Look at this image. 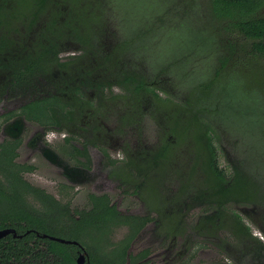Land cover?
<instances>
[{
    "label": "flooded vegetation",
    "instance_id": "1",
    "mask_svg": "<svg viewBox=\"0 0 264 264\" xmlns=\"http://www.w3.org/2000/svg\"><path fill=\"white\" fill-rule=\"evenodd\" d=\"M5 1L0 0V205L6 207V194L14 191L21 196L23 192L37 212L51 210L54 200L66 204L72 214L97 209L101 212L98 242L114 259L124 251L119 264H264V239L251 236L249 227L241 226L240 216L229 210L238 202L219 205V213L225 212L221 219L205 209L216 204L208 200L202 206L204 224L190 226L183 221L186 215L178 207L185 202L183 194L165 187L166 166L173 167L168 162L172 153L182 156V150H175L183 143L187 129L182 112L189 106L166 108L167 98L173 97L158 95L165 93L164 88L138 70L129 58L127 41L124 45L116 41L111 52L103 50L111 43L102 37L108 30L98 22L109 18L92 16L86 0H31L36 6L32 13L21 11L15 0L3 5ZM49 4L51 11L45 16L41 9ZM109 29L118 37L116 28ZM69 36L79 42H65ZM222 56L214 66L216 75L230 60L229 55ZM216 75L209 79L208 88ZM213 143L207 140L210 161L219 155ZM225 164L230 170V162ZM153 186L160 195L167 193L163 201L151 198ZM141 193L145 203L138 201ZM81 194L85 199L76 201ZM128 196L136 202L127 204ZM212 196L216 198L215 190ZM228 212L231 220L238 219L230 229L225 225L231 221ZM74 216L79 218V214ZM247 217L264 236L252 217ZM219 222L228 238L239 244L234 252L209 242L212 235L206 234L207 228L212 232V224ZM149 224L160 231L153 235L159 241L149 236L137 242ZM37 235L50 239L47 234ZM68 240L76 241L63 243L75 247L72 255L76 258L85 251V264H89L85 247ZM207 247L211 253L204 251ZM52 256L49 252V261Z\"/></svg>",
    "mask_w": 264,
    "mask_h": 264
},
{
    "label": "rangeland",
    "instance_id": "2",
    "mask_svg": "<svg viewBox=\"0 0 264 264\" xmlns=\"http://www.w3.org/2000/svg\"><path fill=\"white\" fill-rule=\"evenodd\" d=\"M8 1L6 0L3 5L12 4V1L9 3ZM72 1L80 3L78 0ZM86 1L89 3L92 16L98 14L101 17L109 18L105 19L106 21L103 20V24L101 21L98 22L100 28H107L108 32H103L102 37L106 39V42L111 43V45L107 44L110 45L108 48L103 47V50L111 52V46L116 41H121L123 45L127 41L129 58L137 65L138 70H141L143 75L149 76L151 81L155 80L157 84L160 82L164 88L165 93H158V95L162 98L171 94L173 97L167 98V109L173 105L180 108L181 104L183 106L192 104L194 110H197V116L194 117V119L197 118L194 122L197 128L193 132L187 131L186 142L180 143L181 149L180 146H177L175 150L176 152L182 150L180 151L182 157L168 158V162L173 167L166 166L167 183L165 187L183 194L186 204L184 202L178 207L186 215L183 218L184 222L190 226L196 223L204 224L206 210L202 206L208 200L210 202L214 200L212 193L221 188L222 183L209 170V164H205L201 157L202 153L208 156V151L203 148L207 146V135L212 136L213 131L217 134V137H211V141L215 142L213 144L218 147V165L225 169L226 177L230 176V170L225 164L226 156L220 152L218 141L232 156L231 158L238 159L239 162L247 160L253 164L251 169L242 165L248 174H252L253 169L257 170L259 174L264 173V127H262L264 122V55H247L246 51L251 46V40L244 38L235 29L230 32L222 29L221 24L225 22L211 18L208 0H184L187 5L183 9L186 12L183 19L178 20L173 18L177 15L174 13L175 9L168 7L172 6L174 0ZM15 2L19 4L21 11L27 10L32 13L31 11L36 9V6H32L31 0H15ZM31 7L32 10H29ZM50 7L51 4L49 7H42L41 10L45 16L50 13ZM261 13L264 14V7L261 9ZM158 17H160V21ZM112 20L116 27L111 25ZM85 25V23H80L79 26ZM217 26L220 27L217 28ZM109 28H116L118 37L116 34L114 36ZM197 31L199 34L196 36ZM202 31L205 35L204 39H201ZM65 38V42H79L71 36H69L70 39ZM215 40L218 44L214 43ZM226 40L232 41L233 46L229 47ZM70 52L72 51L70 50ZM224 53L229 55L230 60L225 64L227 66L221 72L220 80L212 83L213 89L210 93L207 87L208 81L216 75L214 66L219 63L218 57ZM202 73L204 74L201 76ZM223 84H227V86L220 91L218 87ZM155 88L160 89L156 86ZM227 91L230 93L228 94ZM229 99H232V103L228 102ZM212 107L215 110H212ZM184 114L182 112V117ZM150 127L155 131L152 124ZM152 133L154 132L152 131ZM261 146H263L262 149H260ZM257 153L263 156L261 160L253 157ZM225 186H227L226 183ZM209 192H211L210 196L207 195ZM166 194L160 195L155 186L150 192L151 198L156 202L163 201ZM76 197V201L81 202L86 196L81 194ZM143 199L141 193L138 201L142 200L145 203ZM125 202L130 204L136 201L128 196ZM227 205H231V208L235 206L228 203ZM239 205H241L240 207L245 206L247 212L246 210H243L245 212L241 211L242 208H238ZM218 206L212 203L206 205L205 209L214 211L216 215L214 217L222 219L225 212L219 213ZM235 207L233 210H229L240 216L241 226L245 224L249 227L251 236L258 238L261 236L264 239L263 234L249 222L247 217L251 214L253 217L260 218L261 215L255 212L256 206L239 203ZM231 213L228 212L230 214L228 220H231ZM234 221H238V219L233 218L225 225L230 229V225H233ZM151 228L149 224L142 229L137 242L148 240L149 236L154 237V234H160V231ZM217 230L219 231L216 233ZM200 232L202 233V231ZM226 233L224 226L219 222L217 226L215 223L212 224V232L207 228L206 234L212 235L209 242L214 246L221 245L224 249H232L234 252L238 249L235 246H239V244L235 243L237 242L235 239L228 238ZM154 239L156 242L159 241L156 237ZM210 243L208 245L212 246ZM204 251L212 252L210 247L205 248ZM199 262L195 261L194 264ZM217 264L230 263L218 261Z\"/></svg>",
    "mask_w": 264,
    "mask_h": 264
},
{
    "label": "trees",
    "instance_id": "3",
    "mask_svg": "<svg viewBox=\"0 0 264 264\" xmlns=\"http://www.w3.org/2000/svg\"><path fill=\"white\" fill-rule=\"evenodd\" d=\"M208 2L211 18L225 22L221 24L222 29L228 32L235 29L244 38L251 40V46L246 51L247 55H264V14L261 13V9L264 7V0H208ZM186 5L184 0H174L172 6H168L175 9L174 13L177 15L173 18L177 20L183 19L186 12L183 8ZM158 18L160 21V17ZM198 34L199 31H197L196 36ZM204 38L205 35L202 31L201 39ZM229 42L234 44L230 40ZM214 43L218 44L217 40ZM221 60H223V56H221ZM222 66H224V61H222ZM216 73H219V71L217 72L216 70ZM219 76L216 75L210 82V93L213 89L212 83L220 80ZM226 86L227 84H223L218 88L222 91ZM262 127H264V122ZM212 136L217 137L216 132L213 131ZM212 136L207 135L209 142H211ZM214 155L216 153L213 151ZM253 157L258 160L263 158L260 153ZM242 165L249 169L253 167V164L247 160L239 162L238 159L231 158L229 165L230 176L226 177L225 169L219 167L216 159H211L209 162L210 171L214 173L219 181L227 185H221V188L215 190V205L222 206L225 201L234 200L238 204L246 203L256 206L255 212H258V215L261 216L256 218L251 215V217L264 233V173L259 174L257 170L253 169L252 174H248ZM225 180L227 181L224 182ZM22 183L26 186L24 181ZM20 194L21 192L9 191L6 194L7 206L0 205V229L14 228L17 234L16 237L7 234L0 238V264H76L75 257L72 255L75 249L73 245L67 246L55 240L42 238L37 234L77 240L85 247L89 264H119L120 260H124V251L117 253H120V256L113 252L112 254L117 256L114 259L99 244L98 240L100 238L97 236V229L100 227L97 226V221L101 216L99 215L101 212L99 213L97 209H92L88 212L74 211V214H79L77 219L66 204L63 205L54 200V207L51 210L37 212L25 200L23 192L22 196ZM104 209L107 210L109 208ZM104 209L103 211H105ZM108 213L110 215V210ZM104 215L106 216L107 213ZM104 215H102L103 218ZM109 217L107 216V219ZM245 230L246 227L244 226ZM241 232H243V229H241ZM232 235L238 234L232 232ZM49 252L53 254L50 261L47 258Z\"/></svg>",
    "mask_w": 264,
    "mask_h": 264
},
{
    "label": "water",
    "instance_id": "4",
    "mask_svg": "<svg viewBox=\"0 0 264 264\" xmlns=\"http://www.w3.org/2000/svg\"><path fill=\"white\" fill-rule=\"evenodd\" d=\"M86 9L88 11H90V7L86 8ZM227 93L229 94L230 92L227 91ZM228 102H231L232 103V99H229ZM212 110H215V108L212 107ZM196 112H197V110H194L192 104L189 106L188 111L187 112H184L185 114L182 117V123H183L184 128H186L187 130H186V132L183 135V143L186 142L185 136L187 135V131L188 132H193V130L195 128H197V126L194 125V122L197 119V118L194 119V117L197 116ZM206 144H207V141H206ZM220 145L222 147V150H223L224 155L226 156V159L230 162L232 156L227 152V150H225V148L223 147L222 144H220ZM203 148L206 150V146L203 147ZM207 151H208V156H209L210 155V152H209V150H207ZM208 156H206L205 153H202L201 154L202 160H203V162L205 164H209L210 158ZM228 156H230V157H228ZM175 157L181 158L182 156H179L176 153H172L169 156V158H172V159H174ZM182 200H184L183 196H182ZM249 215L251 217V214H249ZM9 233H12L13 236H16L17 235L16 232H15V229H13V228H3V229H0V238L6 236ZM42 236H47V235L46 234H42ZM49 238L52 239V240L58 241V242H62V243L76 242V241H71V240H68V239H65V238H61V237H58V236H52V235H50ZM85 261H86L85 251H81L77 255V257L75 258V262H76V264H85Z\"/></svg>",
    "mask_w": 264,
    "mask_h": 264
}]
</instances>
